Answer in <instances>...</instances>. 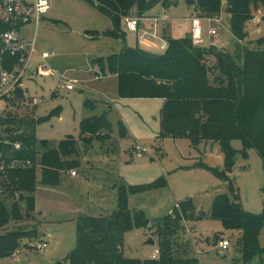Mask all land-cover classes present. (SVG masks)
I'll return each instance as SVG.
<instances>
[{
    "label": "rangeland",
    "instance_id": "374dc122",
    "mask_svg": "<svg viewBox=\"0 0 264 264\" xmlns=\"http://www.w3.org/2000/svg\"><path fill=\"white\" fill-rule=\"evenodd\" d=\"M49 3L51 9L47 19H43L38 27L30 25L25 29L28 37L36 40L40 53L55 55L50 59V64L54 65L60 74L65 73L57 69L58 67L65 66V69L76 72L84 71L90 59L106 58L123 51L125 47L139 46L142 33L138 36L127 28L125 44L109 37L95 40L88 38L87 31H106L113 28V24L87 0H49ZM193 13L194 8L186 0H180L169 7L162 3L153 7L140 23L141 31L152 33L156 29L158 32L159 38L154 40L150 51L158 55L164 54L165 50L161 46L165 43L163 32L166 29L173 38L191 36L190 20L194 17ZM164 16H168L169 20L160 22L156 27L153 19ZM254 16L261 19V24L247 22L246 38L241 42L231 33L229 17L224 6L221 15L216 17L220 18L222 23L217 26L218 35L211 37L213 45H207V34L208 30L216 25L203 23L205 46H215L229 53L235 51L237 43L255 48L258 40L264 39V8L259 6V9L253 11ZM40 63L38 55H35L31 66L35 68ZM61 63L64 66H61ZM67 77L76 83L75 90H68L56 76L42 77L35 74L24 79L21 87L25 91V98L15 102L6 113L0 114V118L11 113L18 120L25 117L37 119L47 118L56 110V115L37 126L38 140L48 142L50 148H58L61 142L71 137L75 139L78 149L77 154L62 158L64 161L76 163L71 169L58 170L56 166L51 169L40 161V156L38 157L36 166L33 165L38 192L36 209L31 214L35 218H25L18 222L12 220L8 230L20 227L22 231H30L35 230L33 227L36 226L40 235L36 237L30 234L29 237L36 239L23 240L18 252L0 258V264H70L67 258L77 247V223L80 218L110 215L118 207V195L122 187L129 189L161 181L164 185L159 188L128 197L129 209L135 213L142 212L150 226L134 227L126 233V258L145 261L153 259L154 255L157 256L159 238L155 230L158 225L156 222L172 213L180 203L192 201L196 212L193 219L185 223L191 233H180L177 239L180 240L179 256L195 257L201 264H264V257L259 255L250 263H246L238 243V233L226 230L222 221L211 217L216 197H233L228 183L218 178L211 170L225 169L226 162L220 153L219 145L208 142L195 148L185 139L159 140L164 102L160 99L137 98L116 100L113 105L116 114H111L110 118L115 120L117 113L124 115L128 130L125 138L119 136V129L115 125L111 136L113 142L94 141L91 147L88 144L89 148L86 150L84 142L83 146L80 140V121L86 114L84 103L88 99L94 101L96 97L91 93L94 94L97 88L93 82L85 81L87 86L93 89L82 91V75L70 74ZM35 100L42 102L35 104ZM97 109L96 113H99L108 108L98 105ZM2 131L3 128L0 127V132ZM86 138L91 139L90 136ZM232 147L241 151L243 144L240 140H234ZM139 148L142 152L137 150ZM37 150L39 153L44 152L42 147ZM7 167H14V163ZM2 169L0 163V171ZM45 170H49L48 174H44L48 183L46 185L42 182V173ZM72 171L76 172V177L71 176ZM227 176L233 181L242 207L249 213L261 214L264 211V167L257 151L248 150L247 158L241 154L237 155L235 164ZM0 194L2 198H8L7 204L11 209L12 197L3 186L1 178ZM14 196L19 199L21 193H14ZM19 203L22 206L25 202ZM24 211L22 206L21 213L24 214ZM150 239L155 241L154 245L148 244ZM220 240L230 241L231 247L226 251L220 250ZM42 243L47 246L38 250L37 245ZM260 245L264 248V228L260 235Z\"/></svg>",
    "mask_w": 264,
    "mask_h": 264
},
{
    "label": "trees",
    "instance_id": "16d2710c",
    "mask_svg": "<svg viewBox=\"0 0 264 264\" xmlns=\"http://www.w3.org/2000/svg\"><path fill=\"white\" fill-rule=\"evenodd\" d=\"M108 17L113 28L103 32L87 31L90 39L109 37L126 43V20L130 17L145 19L147 13L157 4L165 7L177 4L180 0H87ZM194 17L215 19L225 6L233 37L238 41L246 38V23L252 21L253 11L264 8V0H195L191 5ZM258 13V12H257ZM9 28L0 27V34ZM139 36V35H138ZM167 49L158 55L140 47H125L123 51L106 58H94L93 67L102 74L117 77V95L120 99H160L164 102L161 111L159 140H189L193 147L204 143L219 145L225 159V169H211L221 180L228 183L233 197L220 195L213 202L211 217L222 221L226 230L238 233V243L244 261L250 263L256 256L264 257L260 245V235L264 228V211L259 214L247 212L240 203L233 181L227 176L235 164L237 155L244 158L248 150L257 151L264 167V39L258 40L251 48L237 43L233 53L225 52L215 46H195L191 36L173 38L166 30L163 32ZM0 44V53H1ZM19 56L10 53L3 55L0 66L11 70ZM15 96V95H14ZM20 100L15 96L10 100V108ZM96 101L86 100L88 111L96 109ZM5 113V112H4ZM55 110L47 118L19 119L9 113L0 118V163L3 169L0 178L3 186L12 197V207L8 198L0 196V258L14 255L25 239L39 237L35 230L22 231L16 227L8 230L12 222L33 219L36 209V173L34 166L40 156L43 164L58 170L71 169L76 164L64 161L70 154H77L74 138L61 142L58 148H50L48 142L37 137V126L51 119ZM119 136L128 134L123 123H119ZM113 123L108 112L100 116L83 119L80 124V140L84 149L94 141L113 142ZM90 136L91 139L86 138ZM97 136V137H96ZM96 137V138H95ZM93 138V140H92ZM234 140H240L243 149L232 147ZM89 141V142H88ZM92 142V143H91ZM16 143L22 148L17 150ZM89 144V147H88ZM42 147L44 152L37 149ZM32 162V166L7 167L15 161ZM34 165V166H33ZM45 172V173H44ZM42 182L48 184L44 174ZM58 176V174L56 175ZM58 183V178L56 184ZM164 182L145 186L122 187L118 195V207L110 215L99 218L82 217L77 223V247L68 256L70 264H201L195 257L179 256L180 233L187 234L185 223L192 220L196 207L192 201L180 203L172 213L159 220L156 235L159 238V258L150 260L128 259L124 256V238L134 227L148 228L150 222L142 212L131 211L128 197L159 188ZM20 192L19 199L14 193ZM24 194H27L24 195ZM1 195V194H0ZM14 197V198H13ZM24 201V214L19 202ZM201 217V216H200ZM198 217V218H200ZM26 230L29 228H25ZM32 239V240H33ZM36 239V238H35ZM219 243V242H218ZM264 260V259H263ZM58 264H62L59 262Z\"/></svg>",
    "mask_w": 264,
    "mask_h": 264
},
{
    "label": "built area",
    "instance_id": "2783aa9c",
    "mask_svg": "<svg viewBox=\"0 0 264 264\" xmlns=\"http://www.w3.org/2000/svg\"><path fill=\"white\" fill-rule=\"evenodd\" d=\"M51 9L49 0H0V27L9 28L7 31L0 34V62H2L3 55L10 53L12 56H19L18 62L14 65L11 70L5 69L0 66V114L6 113L10 109V100L15 98V90L17 87H21V83L24 79L39 75L42 77L56 76L61 80L62 84L70 91L76 89V83L74 80L68 79L65 74H60L51 65L54 54L40 53L35 39H31L25 33V27L35 25L38 27L42 20L45 19ZM260 13V12H259ZM169 20L168 16L154 18L153 21L155 26L160 22ZM142 19L137 17H130L126 20L127 30L137 35L141 34V39L148 41L153 45L154 40L158 39V32L155 29L152 33L140 30V23ZM213 23L216 26L211 27L208 30L210 37H216L218 35L217 26L221 25L222 20L220 18L215 19H202L198 16L193 17L190 20L192 28V41L195 46H204V28L203 23ZM254 25H260L261 19L258 16H254L252 21ZM163 50L167 49V43L161 46ZM35 55H38L40 64L37 67H32V60ZM35 104H39L41 100H35ZM15 148L17 150L22 148L21 143H16ZM139 152L142 150L137 149ZM32 166L30 160L15 161L14 167ZM72 175H76L75 171H72ZM188 233H191L187 229ZM228 240H222L218 243V248L222 251H226L230 247ZM47 246L46 243L38 244L37 249L42 250ZM154 256V259H157Z\"/></svg>",
    "mask_w": 264,
    "mask_h": 264
},
{
    "label": "crops",
    "instance_id": "0c3cea01",
    "mask_svg": "<svg viewBox=\"0 0 264 264\" xmlns=\"http://www.w3.org/2000/svg\"><path fill=\"white\" fill-rule=\"evenodd\" d=\"M46 19H47V16L45 17V20ZM98 32L101 33L103 31H98ZM25 34L27 35L28 33H25ZM207 35L209 36V34H207ZM207 40L209 41V43L207 45H213L211 43V37L210 36L208 37ZM138 44H139L138 47H140L141 49H143L145 51H148V52H151L150 50L153 47V45L150 44L148 41H145V40H142V39H140V41L138 42ZM118 49H120V48H118ZM91 61H92V59L89 60L88 65H87V67H85V70L84 71L79 70V72H76L75 70H73V71H75V72H73L70 69H65L64 68L65 66L62 63H61V66H64V67H62V68L58 67L57 69H59L60 71L64 72L67 76H70V74H72V75L73 74H75V75H82V78L84 79V83H82L83 86H84V89L82 91H84V90L90 91L91 89H93L90 86L88 87L87 84L85 83V81H90V82H93V84H95V88H97V89H95L96 92H94V94L93 93H91V94L92 95H95L96 98L94 100H96L97 97H99V99H97V101H96V103H97L96 104V109H94L92 111H88L86 109L85 103H84V108H85L84 110L86 111L85 112L86 114H85V117L83 119H86V118H89V117H92V116H100L104 112L107 111L108 112V117H109L110 121L114 125L113 127H115V125H116V127H118L120 122L123 123L124 126L126 127V124L124 122L125 117H124V115L122 113H120L119 115L117 113L115 120H112L110 118V115L113 114V113H115L114 112L115 106H113L114 103H115V101L116 100L117 101H119V100H128V99H120L118 97V95H117V87H118L117 77L116 76H112V75H106L105 76L104 74H102L100 72V70H99L98 67H93L92 66ZM53 67L55 68L54 65H53ZM98 105L105 106L108 109L107 110L104 109L102 112L99 111V113H96V111H98V109H97ZM82 120L80 122H82ZM118 129H119V127H118ZM113 136H115V135H113ZM71 176H73V177L75 176L76 177L77 174L76 175H72V173H71ZM37 193L38 192L36 191L35 199H37V197H36ZM220 241H222V240H220ZM230 247H231V245H230ZM154 256H153V259H154Z\"/></svg>",
    "mask_w": 264,
    "mask_h": 264
},
{
    "label": "water",
    "instance_id": "95a60500",
    "mask_svg": "<svg viewBox=\"0 0 264 264\" xmlns=\"http://www.w3.org/2000/svg\"><path fill=\"white\" fill-rule=\"evenodd\" d=\"M186 2L189 5H193L195 0H186ZM15 96L19 99V100H23L25 98V91L22 87H17L15 92H14ZM138 213H135V215H137ZM148 244L150 245H154L155 241L153 239H150V241L148 242Z\"/></svg>",
    "mask_w": 264,
    "mask_h": 264
}]
</instances>
